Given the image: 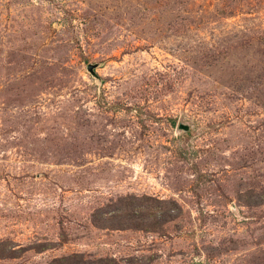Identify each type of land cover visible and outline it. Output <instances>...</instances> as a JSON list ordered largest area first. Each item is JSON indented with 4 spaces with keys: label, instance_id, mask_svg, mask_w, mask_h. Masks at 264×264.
<instances>
[{
    "label": "rangeland",
    "instance_id": "374dc122",
    "mask_svg": "<svg viewBox=\"0 0 264 264\" xmlns=\"http://www.w3.org/2000/svg\"><path fill=\"white\" fill-rule=\"evenodd\" d=\"M0 264H264V0H0Z\"/></svg>",
    "mask_w": 264,
    "mask_h": 264
},
{
    "label": "water",
    "instance_id": "95a60500",
    "mask_svg": "<svg viewBox=\"0 0 264 264\" xmlns=\"http://www.w3.org/2000/svg\"><path fill=\"white\" fill-rule=\"evenodd\" d=\"M87 69H88V71H89V72H92V70H93V67H92V66H88V68H87Z\"/></svg>",
    "mask_w": 264,
    "mask_h": 264
}]
</instances>
